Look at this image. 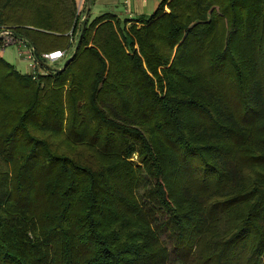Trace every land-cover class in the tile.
Masks as SVG:
<instances>
[{"label": "trees", "instance_id": "obj_1", "mask_svg": "<svg viewBox=\"0 0 264 264\" xmlns=\"http://www.w3.org/2000/svg\"><path fill=\"white\" fill-rule=\"evenodd\" d=\"M94 1L0 0L43 64L80 30L0 57V264H264V0Z\"/></svg>", "mask_w": 264, "mask_h": 264}, {"label": "built area", "instance_id": "obj_2", "mask_svg": "<svg viewBox=\"0 0 264 264\" xmlns=\"http://www.w3.org/2000/svg\"><path fill=\"white\" fill-rule=\"evenodd\" d=\"M85 0H80L78 3V14L81 9H83V3ZM71 42L75 45L77 44L79 36H80V30H77V33L75 35H72ZM16 45L20 51V53L23 56V59L30 63V67L33 70V73L31 74L33 76V79H36L38 75H40L39 70L40 68L45 69L48 73V69L43 67V65L38 61L35 50L32 44L29 42V40L18 36L15 34L12 28L7 27H0V52L4 51L8 46ZM73 53L71 54L70 51H64V50H57L50 53H46L42 55V58L46 60L47 65H58L57 70H61L65 64V62L72 58ZM51 71H54L50 69ZM56 71V70H55Z\"/></svg>", "mask_w": 264, "mask_h": 264}, {"label": "crops", "instance_id": "obj_3", "mask_svg": "<svg viewBox=\"0 0 264 264\" xmlns=\"http://www.w3.org/2000/svg\"><path fill=\"white\" fill-rule=\"evenodd\" d=\"M161 2L162 0H95L90 7L88 17L94 19L92 15L99 17L105 14H111L122 21L150 17L156 12Z\"/></svg>", "mask_w": 264, "mask_h": 264}, {"label": "rangeland", "instance_id": "obj_4", "mask_svg": "<svg viewBox=\"0 0 264 264\" xmlns=\"http://www.w3.org/2000/svg\"><path fill=\"white\" fill-rule=\"evenodd\" d=\"M67 1L71 5V0H67ZM86 1L87 0H85L83 3V10L85 12H86V6H87ZM84 11H83V13H81L82 14L81 15L82 21L85 19L84 18L85 17ZM77 15H78V6H77ZM95 17H97V15H94V16L92 15V18H95ZM1 27H3V26H1ZM4 27L11 28L10 26H4ZM75 48H76V43H75V45L73 44L72 48H70V50H69L71 54L74 53ZM0 57H2L5 61L10 63L11 65L15 66V68L23 75H31L33 73V70L29 67V63L23 59V56L20 53V51L16 45L8 46L4 51L0 52ZM47 66L52 70L58 69V65H51V66L47 65ZM46 72L47 71L43 68H40V70H39L40 75H44V74H46ZM48 72H51V71H48ZM136 158L137 157H135V159ZM140 194H141V196H143L144 192L141 191ZM163 238L165 239V237H163ZM168 245H169V247H171L172 244L170 241L168 242Z\"/></svg>", "mask_w": 264, "mask_h": 264}, {"label": "water", "instance_id": "obj_5", "mask_svg": "<svg viewBox=\"0 0 264 264\" xmlns=\"http://www.w3.org/2000/svg\"><path fill=\"white\" fill-rule=\"evenodd\" d=\"M89 12H90V7L88 6V7H87V13H86V16H85V19H84V20H87L88 15H89ZM35 55H36V53H35ZM36 57H37V59H39V57H38L37 55H36ZM69 60H70V59H68V60L65 62L64 66H63V68H62L61 70H64V69L67 67ZM38 61H39L40 63H42L40 60H38ZM42 64H43V63H42ZM43 65L46 66V67H48L47 64H43Z\"/></svg>", "mask_w": 264, "mask_h": 264}]
</instances>
